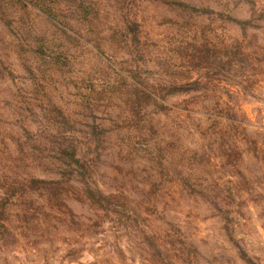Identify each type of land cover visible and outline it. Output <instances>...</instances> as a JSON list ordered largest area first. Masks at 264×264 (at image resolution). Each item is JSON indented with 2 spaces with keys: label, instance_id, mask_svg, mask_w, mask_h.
I'll list each match as a JSON object with an SVG mask.
<instances>
[{
  "label": "rangeland",
  "instance_id": "374dc122",
  "mask_svg": "<svg viewBox=\"0 0 264 264\" xmlns=\"http://www.w3.org/2000/svg\"><path fill=\"white\" fill-rule=\"evenodd\" d=\"M0 264H264V0H0Z\"/></svg>",
  "mask_w": 264,
  "mask_h": 264
}]
</instances>
